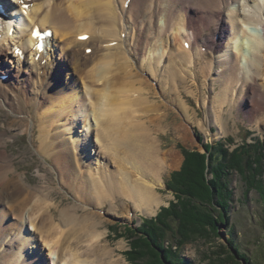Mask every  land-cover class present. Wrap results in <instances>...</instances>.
I'll use <instances>...</instances> for the list:
<instances>
[{
    "label": "bare ground",
    "instance_id": "6f19581e",
    "mask_svg": "<svg viewBox=\"0 0 264 264\" xmlns=\"http://www.w3.org/2000/svg\"><path fill=\"white\" fill-rule=\"evenodd\" d=\"M0 2H6L4 7L15 12L8 19L9 25L0 30V46L18 35L16 46L24 50L17 58L25 62L24 54H29V72L32 76L36 73L34 87L40 88L26 101L18 92L3 90L0 83V108L4 104L13 113H24L40 102L34 108L41 109L37 112L41 151L59 167L62 182L73 191L78 203L61 208V203L53 199L51 184L40 188L21 183L18 175L17 179L11 176L14 162L0 150V205H9L21 221L10 224L9 232L3 235L9 225L6 213L0 212V248L8 249L0 251V264H46L35 250L32 255L28 252L30 247H39V241L49 250L53 264H123L103 243L99 232L103 217L83 205L95 209L108 204L115 212L121 198L144 214H153L163 204L157 187L174 156L170 152L162 156V149L158 151L157 141L151 138V125L157 127L166 119L165 115L160 119L153 116L162 113L151 101L157 95L152 91L151 78L161 83L160 91L176 95L179 109L190 121L196 119L180 93L184 88L188 95H196L190 80H210L212 85L219 82L221 90L210 101L212 113L225 105L243 107L255 120V115L264 111V0H33V6L26 0ZM46 28L52 29L53 39L46 35L48 48H38L41 40L35 33H46ZM86 35L88 40H79ZM57 41L85 46L84 51L91 48L92 53L88 56L83 52L85 60L60 46L64 55L59 60L55 58ZM92 43L94 48L90 47ZM132 44L134 53L129 49ZM42 49L53 50L46 54ZM133 54L140 55L142 66L147 65L148 77L136 71L131 62ZM37 56H48L47 64L42 65L43 59L36 62ZM67 65L73 69L66 76L72 73L76 79L60 85L62 79L55 73ZM68 114L72 115L71 126L64 122L66 126L54 128L53 123ZM85 116L86 126L76 133L73 125ZM213 118L212 123H219L221 116ZM4 135L0 132V147L5 143ZM92 137L95 142H91ZM90 144L92 152L85 146ZM75 148L96 156L100 164L87 162L91 160L87 153L86 160L73 152ZM33 198L46 204L45 209L42 212L32 206L25 215ZM14 199L19 201L11 203ZM56 209L58 216L53 213ZM22 223L31 225L33 231L25 232Z\"/></svg>",
    "mask_w": 264,
    "mask_h": 264
},
{
    "label": "rangeland",
    "instance_id": "374dc122",
    "mask_svg": "<svg viewBox=\"0 0 264 264\" xmlns=\"http://www.w3.org/2000/svg\"><path fill=\"white\" fill-rule=\"evenodd\" d=\"M117 7L118 9L120 7V3L118 2ZM147 23L146 21L143 25ZM16 37L14 35V38L9 40V44L2 45L5 51L0 46V50L2 51V55L0 56V83L3 84V90L9 91L12 94L18 92L21 94L20 97L22 99L30 101L34 90L35 92H40L38 91L40 88L38 89L37 85L34 87V84L38 80L36 73L32 76L29 72L30 64H32L29 54L27 53L25 62L17 58L15 54ZM70 43L65 44L57 41L56 47L58 51L55 54V58L58 57L60 60V56L64 55L60 51V46L68 47L70 53L80 55L83 59H85L82 55L83 52H86L88 56L91 55V48L84 51L85 46L80 48ZM82 44L84 43L82 42ZM90 47L94 48V44L92 43ZM129 49L134 53L133 49L135 50V45L132 44ZM80 61L84 63V60L80 59ZM131 62L137 69V72L142 73L145 77L148 75L147 65L142 66L140 63V55L133 54ZM56 64L55 60V66ZM42 65L45 66L46 64ZM198 65L202 66L203 64ZM71 68L70 65H67L65 68L63 67L62 72L57 70L55 73L56 75H60L62 79L59 82L60 85H66L67 82L76 79L72 73L66 76ZM161 69L162 65L160 66ZM40 76H44L43 70H41ZM32 77H34L33 82H31ZM51 80L52 78L49 81ZM151 80L153 83L151 84L152 91L157 93L155 98H151V101L160 106L162 113H155L153 116L158 119L163 118L164 115L166 116L164 121L157 123V127L151 125L150 128H152L153 133L151 138L157 141L156 146L158 151L162 149L163 152L160 153L162 156H164V152H170L174 158L176 157L175 159L173 157L171 158L168 162L169 168L161 173L162 184L157 187L163 204L153 214H144L142 210L136 209L134 206L120 200L121 198H118V203L116 204L117 210L115 212L110 211L108 204L95 209L93 206L83 205L84 201L79 202V204L83 205L88 211L98 212L103 217L99 221V232L102 234L103 243L110 246L113 250L115 259L123 261V264H156L153 260L149 259L148 255L143 256V260H136L135 263L131 260V230L141 231L145 219L153 220L152 222L155 223L159 215V219L163 222L165 220L168 221L173 216V213H169L171 210L169 207L180 204L178 198L180 195L176 193L178 181L184 176L186 178L187 173L190 174L193 172L190 171V168H186L183 172L185 155L191 153V157L193 158V156H196L193 153H197L200 157L204 158V180L202 182L205 181L207 184L214 179L212 172L215 171V168L219 172H224L218 157L215 160L212 159L220 149L225 150L227 156H229V154H235L236 152L237 154H241L245 149L252 148L249 156L241 155L238 158L239 160H236V163L230 164L231 166L225 169V172L228 174V182H226V185L228 192L232 196L231 199H228V201L230 200V221L223 220V222H219L218 234H212L209 229L200 228V230H196L195 228V230L193 229V234H190L192 237L189 243L181 247L177 245L174 234L171 231L165 230V237L162 239V242L159 240L157 243L163 245L164 247H162L164 249L172 250L175 254H178L182 260L181 264H221V260L226 264H231L226 251L235 254L230 245V241L233 240L239 249L248 255L252 264H264V111L260 112L257 116L255 115V120L251 116H247L243 107L230 108L229 105H225L223 109H214V113H212L210 110V101L220 92L221 85L219 82L212 85L210 80L204 81L200 79L199 82L190 80V83L194 85L192 89L196 95H188L184 88H180L182 98L190 109L191 117H195L196 119L195 121H190L179 109L176 95L170 91L163 93L159 89L161 83L158 79L151 78ZM125 81L126 79H122L121 83H125ZM56 85L58 86V82ZM49 86L52 85L49 84ZM43 93L47 95L48 91L44 90ZM43 93H41L40 98L43 96ZM83 94L85 93H82V96ZM39 103L33 104L32 110L27 109L24 113L22 111L21 113H18V111L13 113L2 104V108H0V132L5 134V143L0 147V150H5L6 156L14 162L12 169L15 175L11 174V176L16 178L18 175L20 182H24V184L30 187L44 188L48 184H51L50 190L53 191V199L57 204L61 203V208L70 204L78 205L73 191L62 182L59 167L52 158L45 156L41 151L39 139L41 133L40 121L37 118V112H41V109L38 107L34 108ZM216 115L221 116L220 122L212 123L211 118ZM69 116L72 117L71 114H68L67 117L63 118V116L62 120L53 123L54 128L63 125L64 122H67L68 127H70L71 118ZM86 119L87 116L83 117L77 125H73V131L81 133L82 126L84 124L86 126ZM179 127H183V129L179 131ZM184 128L187 129V132ZM91 142H95L93 137L91 138ZM85 146L88 151H94L91 144ZM88 151L84 152L78 148L73 149V152L81 154L79 155L81 157L85 158L88 155L87 158H91V160L87 162L92 161L94 166H98L100 162L94 159L96 156L89 155ZM101 163H104L103 159ZM211 169L214 170L211 171ZM174 173L179 175L175 177L173 182ZM222 180L224 183V177ZM181 197L182 202H187L183 198L184 196ZM42 198L44 199V197ZM18 201L19 199H14L10 202L15 203ZM21 202L23 204V200ZM16 205L19 206V204ZM32 206H37L39 211L43 212L41 209H45L46 204H42L39 200L37 202L36 198H33L24 210L25 215L29 207ZM58 211V209L53 210L54 215L58 216ZM0 212L6 213L7 223L9 225L5 227L7 231L3 235L9 232L10 224L15 225L21 223L20 220H17L14 212L9 210V205H0ZM82 213L83 211H80V214ZM22 226L27 233L33 231L31 225L22 223ZM11 238L12 235L9 234L8 239L10 240ZM193 238L194 240L192 241ZM38 245L39 247L29 248L28 252H30V255L35 250L40 260H45L44 263L46 264H53L51 257L48 255L49 250L40 241ZM0 251L4 253L8 249L3 247L0 248ZM132 256L137 257L136 254H132Z\"/></svg>",
    "mask_w": 264,
    "mask_h": 264
},
{
    "label": "trees",
    "instance_id": "16d2710c",
    "mask_svg": "<svg viewBox=\"0 0 264 264\" xmlns=\"http://www.w3.org/2000/svg\"><path fill=\"white\" fill-rule=\"evenodd\" d=\"M251 151L252 148L245 149L241 154L236 152L227 156L225 150L220 149L212 159L215 160L218 157L224 172H219L215 168V171L212 172L214 179L207 184L205 181H203L204 183L202 182L204 180V158L197 153H193V155H196L193 156L194 159L191 157V153L186 154L183 172L186 168H190V171L194 173H187L186 178L184 176L178 181L176 193L180 195L178 197L180 204L169 207L171 209L169 213H173V216L168 221H161L159 215L155 223L152 222L153 220L145 219L141 231L131 230V260L135 263L136 260H143V256L148 255L149 259L156 264H181L182 260L178 254H175L172 250L164 249L163 245L157 243L159 240L162 242L165 237V230L174 234L177 245L181 247L189 243L192 237L190 234H193V229L195 230V228L196 230H200V228L209 229L212 234L217 235L219 222H223V220L230 221V200L228 201V199H231L232 196L228 192L226 185L228 174L225 169L234 162L236 163V160H239L238 158L241 155L249 156ZM178 175L177 173L173 174V182ZM223 177L225 179L224 183ZM181 196H184L183 198L187 202H182ZM230 245L235 253L226 251L231 264H252L248 255L242 252L233 240L230 241ZM132 254H136L137 257L132 256ZM221 261V264H226L223 260Z\"/></svg>",
    "mask_w": 264,
    "mask_h": 264
},
{
    "label": "snow or ice",
    "instance_id": "6c2138e0",
    "mask_svg": "<svg viewBox=\"0 0 264 264\" xmlns=\"http://www.w3.org/2000/svg\"><path fill=\"white\" fill-rule=\"evenodd\" d=\"M35 35L39 36V32L35 33ZM38 47H41V46L38 45Z\"/></svg>",
    "mask_w": 264,
    "mask_h": 264
}]
</instances>
